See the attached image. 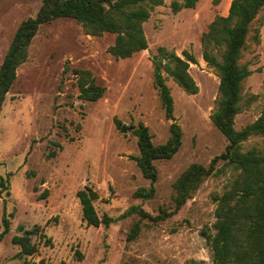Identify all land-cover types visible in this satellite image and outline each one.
Masks as SVG:
<instances>
[{
    "label": "rangeland",
    "instance_id": "1",
    "mask_svg": "<svg viewBox=\"0 0 264 264\" xmlns=\"http://www.w3.org/2000/svg\"><path fill=\"white\" fill-rule=\"evenodd\" d=\"M173 1L156 6L144 23L148 49L125 59L109 52L115 33L88 34L73 18L40 26L28 60L0 103V233L4 216L10 220L0 241V264H214L208 235L217 233L218 198L237 172L219 160L215 170L221 171L204 177L180 208L175 196L176 183L193 164L210 167L229 144L211 118L220 77L203 57L202 35L218 16L228 15L232 0H199L179 12L172 10ZM42 4L0 0V67L20 24L35 17ZM263 25L264 10L251 25L239 60L251 74L242 84L238 130L264 108ZM160 46L195 55L190 73L199 91L186 92L164 71L183 138L172 158L155 161L156 190L146 199L136 195L151 181L134 159L140 155L134 130L149 128L155 144L171 135L172 120L154 83L152 56ZM87 70L106 87L97 101L80 97L79 72ZM116 117L129 126L126 132L117 128ZM242 148L264 153V136H251ZM91 190L99 194L92 202L100 218L112 217L108 225H89L84 217L81 194ZM138 223V235L129 238ZM27 230H34L32 255L22 254L13 241Z\"/></svg>",
    "mask_w": 264,
    "mask_h": 264
},
{
    "label": "trees",
    "instance_id": "2",
    "mask_svg": "<svg viewBox=\"0 0 264 264\" xmlns=\"http://www.w3.org/2000/svg\"><path fill=\"white\" fill-rule=\"evenodd\" d=\"M198 1L174 0L171 7L174 12H179L183 8H194ZM163 4L164 0H43L37 15L20 24L0 67V103L4 102L15 82L18 67L28 60L29 47L41 25L57 18H73L88 34L115 33L117 37L109 52L116 58L125 59L148 49L144 23L154 8ZM263 10L264 0H232L228 15L218 16L202 35L203 57L220 77L218 106L211 118L228 138L229 144L225 152L213 159L210 167L193 164L179 178L175 202L180 208L204 177L221 171L215 170L219 160L237 172L230 188L218 198L217 233L208 235L215 253L214 264H264V153L256 148L247 151L242 148V143L251 136H264V108L257 120L242 129L238 130L234 125L235 116L241 111L242 84L251 74L249 67L241 65L239 60L251 25ZM259 35L255 36L258 41ZM182 54L160 46L152 56L155 87L159 90L166 117L172 120L171 135L165 143L155 144L149 128L145 127L138 139L140 155L134 159L143 175L151 181L149 189L137 190L138 197L149 199L154 196L159 173L155 161L172 158L182 145L183 130L176 121L175 100L164 71L186 92L196 94L199 91L190 73L191 63H197V59L188 50ZM79 73L80 97L89 101L102 98L106 87L97 82L91 71ZM115 123L121 132L129 129L118 117ZM81 201L89 225L99 227L102 223L108 225L112 222L108 215L100 218L89 193L81 194ZM142 215L148 214L142 212ZM3 226L0 241L10 230L7 215L3 218ZM139 227V223L136 224L129 238L138 235ZM33 233L34 230H27L25 235L14 237L13 241L21 246L22 254L32 255L37 251V246L32 243Z\"/></svg>",
    "mask_w": 264,
    "mask_h": 264
},
{
    "label": "water",
    "instance_id": "3",
    "mask_svg": "<svg viewBox=\"0 0 264 264\" xmlns=\"http://www.w3.org/2000/svg\"><path fill=\"white\" fill-rule=\"evenodd\" d=\"M143 129H144V128H139V129L134 130V134H135L138 138H140V136H141V134H142V132H143ZM89 197H90L91 201H93V200H95L96 198L99 197V194H98L97 192H95L94 190H91V191L89 192Z\"/></svg>",
    "mask_w": 264,
    "mask_h": 264
},
{
    "label": "crops",
    "instance_id": "4",
    "mask_svg": "<svg viewBox=\"0 0 264 264\" xmlns=\"http://www.w3.org/2000/svg\"><path fill=\"white\" fill-rule=\"evenodd\" d=\"M263 29H264V25H263V27H262V31H261V33H262V39H264V37H263Z\"/></svg>",
    "mask_w": 264,
    "mask_h": 264
}]
</instances>
